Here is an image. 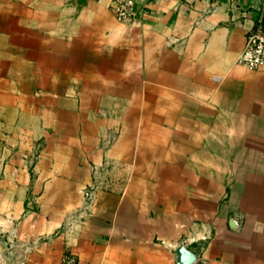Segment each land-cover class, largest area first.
I'll list each match as a JSON object with an SVG mask.
<instances>
[{
    "label": "crops",
    "instance_id": "crops-1",
    "mask_svg": "<svg viewBox=\"0 0 264 264\" xmlns=\"http://www.w3.org/2000/svg\"><path fill=\"white\" fill-rule=\"evenodd\" d=\"M111 1L0 0V264H176L180 244L203 264H264V171L243 168L264 140L237 135L264 132V68L236 61L264 0H132L124 20ZM21 68L56 71L77 102L21 117ZM108 82L156 103L149 123L115 110L107 145L78 89Z\"/></svg>",
    "mask_w": 264,
    "mask_h": 264
},
{
    "label": "rangeland",
    "instance_id": "rangeland-1",
    "mask_svg": "<svg viewBox=\"0 0 264 264\" xmlns=\"http://www.w3.org/2000/svg\"><path fill=\"white\" fill-rule=\"evenodd\" d=\"M11 69H0V75H6L7 72ZM4 71V72H2ZM44 71L42 69H20V77L21 82L19 85V97H20V115L21 117H40L49 116L50 121L55 120L56 117L60 116V112L66 113L65 110L70 107L71 102L76 101V91L74 84H69L67 82L61 83L59 78L56 77L57 72L54 71L52 73L51 78H47L43 76ZM48 79V82L45 80ZM29 81V82H28ZM0 84V88H1ZM11 88V85H9ZM149 86V85H148ZM151 87V86H150ZM154 87V86H152ZM149 88V87H148ZM2 92L3 90L0 89ZM11 91V90H10ZM78 91H84V99L82 101L79 100V104L82 106V103L87 104L88 106L94 107L97 109L99 116L106 120L105 130L101 132L100 140L102 139L103 144H107L113 140L112 136L110 137L107 133H111L109 128L113 124H122L124 123V117L115 115L114 111L124 108H133L139 109L135 116H132L133 123H139L143 120V123L150 122L155 116L148 115L143 116L142 108L155 107V100H145L144 97L146 95V85L137 83V84H115L113 82H108L106 84H82ZM143 91V93H142ZM6 92V90H4ZM17 90H14L16 93ZM131 93V94H130ZM137 93V95H143L142 99H135L133 96ZM6 94V93H3ZM124 95V96H123ZM131 95V96H130ZM133 95V96H132ZM77 102V101H76ZM131 107V108H130ZM140 107V108H138ZM123 119V120H122ZM128 122V121H127ZM42 121L40 122V124ZM107 130V131H106ZM106 131V132H105ZM106 135V137H105ZM238 136L242 135L245 141H251V139H262L264 140V132L260 133H252V132H242L237 133ZM260 138H259V137ZM108 138V139H107ZM261 140V141H262ZM108 145V144H107ZM107 149V148H106ZM244 155L251 156L254 154L261 158V162L259 164H247L243 165L244 172L250 171H264V148H244ZM97 166H92L91 168V180H93V168ZM98 169V168H97ZM98 176L99 185L101 183L99 176L100 172L97 170L95 173ZM39 181L37 179L29 180V183L25 186H36ZM92 183V182H91ZM29 184V185H28ZM98 185V186H99ZM98 189V188H97ZM87 189L83 190L85 194ZM83 194V198H84ZM83 203V199H82ZM186 239V238H185Z\"/></svg>",
    "mask_w": 264,
    "mask_h": 264
},
{
    "label": "built area",
    "instance_id": "built-area-1",
    "mask_svg": "<svg viewBox=\"0 0 264 264\" xmlns=\"http://www.w3.org/2000/svg\"><path fill=\"white\" fill-rule=\"evenodd\" d=\"M110 7L117 19L124 20L133 14L134 5L132 0H112ZM236 61L238 64L250 69L264 68V9L260 11V16L253 29L246 33L242 50L237 56ZM97 170V167L93 168L94 177L92 183L87 187V191H85L82 209L79 212V218H82L84 214L89 212V209L95 200L96 190L99 185L98 176L95 174L97 173ZM71 223L72 222L67 223V226H71ZM61 264L77 263L72 255L66 254L62 258ZM176 264H179L178 258ZM186 264L203 263L195 255V260Z\"/></svg>",
    "mask_w": 264,
    "mask_h": 264
},
{
    "label": "water",
    "instance_id": "water-1",
    "mask_svg": "<svg viewBox=\"0 0 264 264\" xmlns=\"http://www.w3.org/2000/svg\"><path fill=\"white\" fill-rule=\"evenodd\" d=\"M179 264L191 263L195 260V255L185 245H179L176 249Z\"/></svg>",
    "mask_w": 264,
    "mask_h": 264
}]
</instances>
